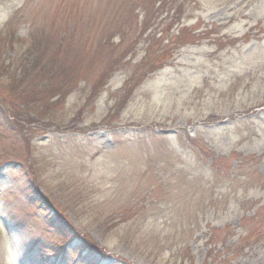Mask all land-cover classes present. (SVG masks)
Instances as JSON below:
<instances>
[{
	"label": "rangeland",
	"instance_id": "rangeland-1",
	"mask_svg": "<svg viewBox=\"0 0 264 264\" xmlns=\"http://www.w3.org/2000/svg\"><path fill=\"white\" fill-rule=\"evenodd\" d=\"M119 260L264 264V0H0V264Z\"/></svg>",
	"mask_w": 264,
	"mask_h": 264
},
{
	"label": "trees",
	"instance_id": "trees-1",
	"mask_svg": "<svg viewBox=\"0 0 264 264\" xmlns=\"http://www.w3.org/2000/svg\"><path fill=\"white\" fill-rule=\"evenodd\" d=\"M160 57H163V55H159L158 58L156 60H154V62L151 63L152 64V66L150 67L151 70L155 71L157 69H160L165 64L164 62H166V59H161ZM146 58H147V56H146ZM146 58H144V59H146ZM144 61L146 62V60H144ZM155 61H159L158 65L155 63ZM55 222L57 223L56 229L61 232L63 239L66 240L64 242V244L71 243V241L74 240V237L76 236V234L74 233V230L70 226H66L65 224H63V221H61L60 218H57V220L53 219L52 221H50V224L48 222V224H49L48 226L50 228H51V226L54 228ZM51 231L53 232V230H51ZM55 234L58 235V233H55ZM57 235H55V236H57ZM58 236H60V234ZM76 240H77V238H76ZM92 242L87 243L85 241H82V243L80 244V247L82 248V250L88 251V252H93L96 250L98 251L99 247L95 246ZM119 261L122 262L123 264H131V263H126V262L121 261V260H119Z\"/></svg>",
	"mask_w": 264,
	"mask_h": 264
}]
</instances>
